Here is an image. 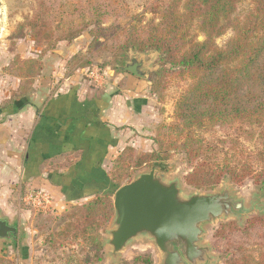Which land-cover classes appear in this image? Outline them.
Segmentation results:
<instances>
[{
    "label": "rangeland",
    "instance_id": "rangeland-1",
    "mask_svg": "<svg viewBox=\"0 0 264 264\" xmlns=\"http://www.w3.org/2000/svg\"><path fill=\"white\" fill-rule=\"evenodd\" d=\"M39 1L41 0H0V114L12 115L21 111L25 106L18 111L13 107H6L13 101H19L21 96H25V100L29 102L37 93L44 101L47 95L50 97L58 93L71 80L80 84L84 90L90 87L101 89L106 98L127 91L133 111H141L139 118L142 127L139 132L133 131L136 142H129V139L124 142L126 145L130 144L125 149L130 148L131 151H122L123 147L120 146L103 168L108 179L121 186L141 174L148 173L154 163L136 168V159L156 152L157 146L152 139L157 135L160 126H169L175 122V104L189 87V82L164 78L160 82L161 87L153 94L151 87L159 79L160 69L157 53L129 55L126 66L133 62L140 64L139 71L145 78L139 79L124 71V67L120 72H115L113 55L109 51L96 52L91 49L92 52L88 54L92 43L90 29L75 38H71V35L82 28L84 20H95L98 14H102L105 26L114 22L124 23L132 16L145 12L152 0H44L51 8L47 16L53 34L54 43L51 44L44 40H34L31 30L25 25L32 18ZM249 9V1L242 0L236 14L243 18ZM151 17V14L146 13L145 22ZM231 37L232 32L227 31L215 42L217 46L224 47ZM198 40L201 41L202 36ZM52 46L54 47L51 48ZM30 67L35 73L32 77L28 75ZM34 86L40 90L36 91ZM37 104L39 106L38 102ZM121 130L126 131V128H119L117 131ZM198 134L205 143L217 149V161L222 160L232 141H236L243 158H248L255 166L254 155L264 143V127L259 129L239 124L215 126L199 131ZM230 154L232 151H229V156ZM164 164L165 180L178 181L182 194L186 197L192 194H210L228 187L231 196L244 203L246 213L242 215L241 223L236 217H231L203 227L201 244L210 248V256L215 259L213 264H226L224 254L228 250L236 249H241L251 259L260 260V255L264 254V232L259 226H254L246 233L236 232L224 237L218 236L216 232L220 224L233 221L242 227L251 217L264 216V190L254 185L251 179H246L240 185L224 181L213 191H198L185 186L183 182L191 168L183 161L179 152L172 153ZM106 188L112 190L109 184H101L98 189ZM44 193L40 195L46 196L47 205V202L41 200L32 204L25 200L28 194H21L20 207L29 217L21 220V223H12L18 226L14 239L0 241V264H87L84 262V252L92 246L90 238L97 233L96 227H87L80 215H73L77 213L75 208L86 205L95 197L94 194H85L86 196L77 201H65L60 194ZM113 220L114 214L99 229L103 242L102 264H131L137 257H148L151 264H160V253L146 237L132 241L113 259L107 245ZM14 240L17 243L16 248L12 246ZM70 257L75 261L67 262Z\"/></svg>",
    "mask_w": 264,
    "mask_h": 264
},
{
    "label": "trees",
    "instance_id": "trees-1",
    "mask_svg": "<svg viewBox=\"0 0 264 264\" xmlns=\"http://www.w3.org/2000/svg\"><path fill=\"white\" fill-rule=\"evenodd\" d=\"M248 1L250 9L239 18L236 13L242 0H152L145 12L124 23L105 26L102 14H98L95 20H84L82 28L71 35L75 38L90 29L92 43L88 54L91 49L109 51L113 55L115 72L126 66L131 53H157L160 69L159 79L151 87L153 94L164 78L189 82L175 104V122L157 129L152 139L157 146L156 152L136 159V168L148 163H165L172 153L179 152L191 168L183 180L189 188L210 192L224 181L240 185L251 179L264 190V143L254 155L255 166L248 158H243L238 143L232 140L222 160L217 161V149L205 143L198 134L215 126L264 127V0ZM50 12L47 2L41 0L32 18L25 23L38 42L54 43L47 18ZM146 13L152 17L145 22ZM227 31L232 32L231 39L224 47L217 46L216 39ZM199 36H202L201 41ZM28 75H35L32 67ZM94 89V98L100 99L103 91ZM24 97L6 107L18 111L28 104ZM124 150L131 151L130 148ZM229 151H232L230 156ZM100 172L96 183L109 184L112 190L95 192V197L75 208L77 213L73 215H80L87 227H96L97 233L90 238L92 246L84 252L87 264H102L103 242L99 229L113 217L112 196L121 187ZM21 194H25L24 187ZM254 226L264 232V216L251 217L242 227L233 221L220 224L216 234L224 237L236 232L246 233ZM12 246L17 247L15 240ZM224 256L226 264H264V254L256 261L241 249L228 250ZM71 261L75 259L70 257L67 262ZM131 264H151V261L148 257H137Z\"/></svg>",
    "mask_w": 264,
    "mask_h": 264
},
{
    "label": "crops",
    "instance_id": "crops-1",
    "mask_svg": "<svg viewBox=\"0 0 264 264\" xmlns=\"http://www.w3.org/2000/svg\"><path fill=\"white\" fill-rule=\"evenodd\" d=\"M66 83L44 101L36 93L21 111L0 114V220L17 231L12 223L29 217L20 207L22 187L65 201L94 194L104 164L120 146L130 147L127 139L136 142L133 131L142 127L127 91L95 99V90Z\"/></svg>",
    "mask_w": 264,
    "mask_h": 264
},
{
    "label": "water",
    "instance_id": "water-1",
    "mask_svg": "<svg viewBox=\"0 0 264 264\" xmlns=\"http://www.w3.org/2000/svg\"><path fill=\"white\" fill-rule=\"evenodd\" d=\"M140 64L124 71L141 78ZM166 164L154 163L148 173L118 188L113 195L114 220L107 245L117 258L132 241L146 237L161 255L160 264H213L210 248L202 245L203 227L220 219L241 217L244 203L228 187L210 194L184 196L178 181L167 182ZM17 234L0 220V239Z\"/></svg>",
    "mask_w": 264,
    "mask_h": 264
},
{
    "label": "built area",
    "instance_id": "built-area-1",
    "mask_svg": "<svg viewBox=\"0 0 264 264\" xmlns=\"http://www.w3.org/2000/svg\"><path fill=\"white\" fill-rule=\"evenodd\" d=\"M35 194H37V195H35ZM40 194H45V193L42 192V191H31V192L28 193V195L26 196L25 200H29L32 204H34V202H38L37 200H41V201L47 202L46 203V205H47L48 204V200H47L46 196L45 195L41 196Z\"/></svg>",
    "mask_w": 264,
    "mask_h": 264
},
{
    "label": "flooded vegetation",
    "instance_id": "flooded-vegetation-1",
    "mask_svg": "<svg viewBox=\"0 0 264 264\" xmlns=\"http://www.w3.org/2000/svg\"><path fill=\"white\" fill-rule=\"evenodd\" d=\"M134 63H137V62H133L132 64H134ZM131 64V65H132ZM130 66V65H129ZM138 71H139V69H138ZM140 72V71H139ZM133 75V74H132ZM134 76V75H133ZM136 77V76H135ZM136 78H139V77H136ZM145 78V76L144 75H141V79H144ZM140 79V78H139ZM10 226V225H9ZM11 236H9V237H7V238H4V239H2V240H5V239H8V238H10Z\"/></svg>",
    "mask_w": 264,
    "mask_h": 264
}]
</instances>
